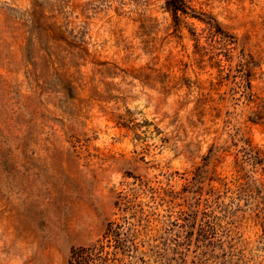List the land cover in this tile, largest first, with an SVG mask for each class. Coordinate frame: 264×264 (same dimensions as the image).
Segmentation results:
<instances>
[{
  "label": "rangeland",
  "instance_id": "obj_1",
  "mask_svg": "<svg viewBox=\"0 0 264 264\" xmlns=\"http://www.w3.org/2000/svg\"><path fill=\"white\" fill-rule=\"evenodd\" d=\"M169 1L0 0V264H264V0Z\"/></svg>",
  "mask_w": 264,
  "mask_h": 264
},
{
  "label": "trees",
  "instance_id": "obj_2",
  "mask_svg": "<svg viewBox=\"0 0 264 264\" xmlns=\"http://www.w3.org/2000/svg\"><path fill=\"white\" fill-rule=\"evenodd\" d=\"M168 6L171 12L173 13L176 21L180 20L181 15H188L189 8L187 7V4L185 3L184 0H170L168 2ZM192 17L201 20L198 17H195V16H192ZM213 28H216V26ZM94 251H96V248L94 247L78 248L74 250V252L72 253L71 264H82V262H85L86 260L91 259L95 255Z\"/></svg>",
  "mask_w": 264,
  "mask_h": 264
}]
</instances>
